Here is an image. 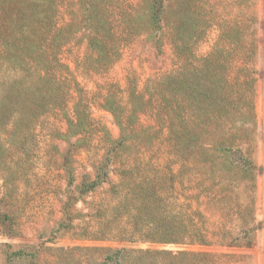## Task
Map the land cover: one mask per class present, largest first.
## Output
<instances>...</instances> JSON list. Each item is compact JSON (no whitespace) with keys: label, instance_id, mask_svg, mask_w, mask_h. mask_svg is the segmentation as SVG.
I'll list each match as a JSON object with an SVG mask.
<instances>
[{"label":"trees","instance_id":"trees-1","mask_svg":"<svg viewBox=\"0 0 264 264\" xmlns=\"http://www.w3.org/2000/svg\"><path fill=\"white\" fill-rule=\"evenodd\" d=\"M28 1L0 0V132L8 136L0 139V146L31 140L45 116L61 113L65 130L57 132L56 138L67 144L63 161L90 153L96 173L83 184L81 193L92 192L107 181L108 171L101 172L104 169L117 170L119 181L111 187L120 194V201L111 210L114 218H124L129 224L120 231L129 241L136 237L159 244H217L208 237L203 206L221 209L227 201L240 205L241 185L249 200L247 228L226 244H218L235 247L243 241L249 247L258 229L253 218L258 168L252 162L255 0H138L135 5L124 0H42L25 18L20 16L23 12L14 13L15 5ZM63 3L69 22L58 26L56 6ZM244 7L249 15L248 24L243 25ZM21 19L26 22L20 24ZM214 26L219 36L211 52L197 58L194 46ZM139 38L155 55L163 54L168 44L174 68L147 78L145 92L128 79L126 101L109 88L99 107L112 115L120 129L113 138L96 126L82 96L67 99L70 81L65 73L69 69L59 55L67 44L84 40L89 68L103 73L120 59L124 47L141 41ZM240 59L247 65L238 66ZM141 117L150 123L143 125ZM162 141L164 165L154 166L152 161L161 157L156 143ZM132 150H137V156ZM242 154L243 163L239 162ZM174 165L178 170H173ZM176 180L184 204H178L177 196L166 194ZM171 199L176 210L171 207L169 212ZM100 228L93 238L111 235L108 221ZM229 234L223 230L220 237L225 240ZM137 254L161 258V264H218L216 256L203 252Z\"/></svg>","mask_w":264,"mask_h":264},{"label":"rangeland","instance_id":"rangeland-1","mask_svg":"<svg viewBox=\"0 0 264 264\" xmlns=\"http://www.w3.org/2000/svg\"><path fill=\"white\" fill-rule=\"evenodd\" d=\"M137 1L124 0L129 5H135ZM41 2L42 0H29L26 5L14 4V13L23 12V15H19L25 18V13H33L36 5ZM66 3L56 6L58 26L69 22ZM242 13L244 25L247 23L249 10L244 7ZM253 15L257 51L253 63L256 83L253 98L255 132L252 162L258 168L254 180L253 218L258 229L249 247L243 246V241L240 246L235 247L218 244L221 241L226 244L229 238L236 236L244 227L247 228L249 200L241 185L238 187L239 207L228 201L220 206L221 209L203 206L208 237L218 242L217 244H159L140 241L136 237L129 241L126 235H121L125 233L120 232L123 227L128 228L129 224H126L124 218H114L111 210L120 201V194H116L111 187L119 181L117 170L104 169L101 172L108 171L107 181L92 192L81 193L83 184L96 176L92 172L91 154L82 152L76 154L77 157L75 155L76 158L71 162L63 161L62 154L66 152L67 144L57 139L56 133L65 130V122L61 119V113H52L45 116L42 124L36 127L31 140L18 139L0 146V264H161V258L140 256L138 251L174 254L181 251L203 252L216 256L215 262L218 264H254L248 256V250L257 246L258 253L264 252V207L259 204L256 195L257 177L264 176V0H255ZM25 22V19H21L19 23ZM218 31L216 26L209 28L203 40L194 46L197 58L211 52L219 36ZM80 37L81 35L77 36ZM86 46L84 40L73 41L63 47L59 55L61 63L69 69V73H65L70 81L67 99L82 96L96 126L107 130L116 138L120 134L119 127L112 115L99 107L103 96L112 87L119 100L126 101L128 79H133L136 88L145 92L149 88L146 86L147 78L174 68L172 51L166 44L163 54L155 55L151 46L141 39L124 47L120 59L107 71L95 73L88 66L90 54ZM244 55L245 53L241 54V57ZM238 64L244 67L247 61L240 59ZM234 73L233 70L232 75ZM140 122L146 126L150 123L146 117H141ZM5 137L8 138L0 132V139ZM156 147L160 148L161 157L153 160L152 165L163 166L164 141L161 144L157 142ZM132 151L137 156L134 152L137 150ZM143 157L147 159L146 155ZM243 157L244 155L239 162H244ZM176 169L178 170V165L173 166V170ZM225 185L226 182L223 183ZM179 188L176 180L171 189L167 188L166 194L177 196L178 204H184V193ZM174 202L170 200L169 212L171 207L176 210ZM193 206L196 208L195 204ZM237 211H240V215ZM106 221L112 228L111 235L107 238H93L92 236H96L94 234H99L100 227ZM198 226L202 227L200 222ZM223 230L230 232L225 240L220 237ZM226 255H234L235 258L222 257Z\"/></svg>","mask_w":264,"mask_h":264},{"label":"crops","instance_id":"crops-1","mask_svg":"<svg viewBox=\"0 0 264 264\" xmlns=\"http://www.w3.org/2000/svg\"><path fill=\"white\" fill-rule=\"evenodd\" d=\"M256 195L259 204L264 207V176L257 177ZM258 247L255 246L248 250V256L254 264H264V252H257Z\"/></svg>","mask_w":264,"mask_h":264}]
</instances>
